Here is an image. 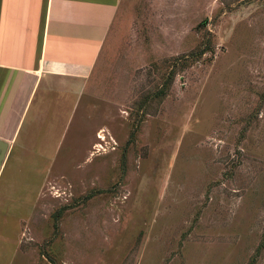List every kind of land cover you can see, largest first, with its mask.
Listing matches in <instances>:
<instances>
[{"label":"rangeland","instance_id":"1","mask_svg":"<svg viewBox=\"0 0 264 264\" xmlns=\"http://www.w3.org/2000/svg\"><path fill=\"white\" fill-rule=\"evenodd\" d=\"M54 96L0 169V264H264V0H121Z\"/></svg>","mask_w":264,"mask_h":264},{"label":"crops","instance_id":"2","mask_svg":"<svg viewBox=\"0 0 264 264\" xmlns=\"http://www.w3.org/2000/svg\"><path fill=\"white\" fill-rule=\"evenodd\" d=\"M120 3L0 0V139L8 151L35 100L42 107L35 116L54 95L75 99L77 112Z\"/></svg>","mask_w":264,"mask_h":264},{"label":"water","instance_id":"3","mask_svg":"<svg viewBox=\"0 0 264 264\" xmlns=\"http://www.w3.org/2000/svg\"><path fill=\"white\" fill-rule=\"evenodd\" d=\"M8 148H9V143L0 139V169L7 156Z\"/></svg>","mask_w":264,"mask_h":264}]
</instances>
